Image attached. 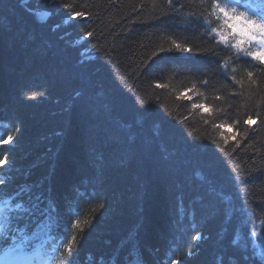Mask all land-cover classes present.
I'll return each instance as SVG.
<instances>
[{
	"label": "trees",
	"instance_id": "16d2710c",
	"mask_svg": "<svg viewBox=\"0 0 264 264\" xmlns=\"http://www.w3.org/2000/svg\"><path fill=\"white\" fill-rule=\"evenodd\" d=\"M215 2L0 0V262L47 238L51 264H264V63L219 43Z\"/></svg>",
	"mask_w": 264,
	"mask_h": 264
},
{
	"label": "snow or ice",
	"instance_id": "6c2138e0",
	"mask_svg": "<svg viewBox=\"0 0 264 264\" xmlns=\"http://www.w3.org/2000/svg\"><path fill=\"white\" fill-rule=\"evenodd\" d=\"M25 3L28 0H24ZM171 3V0H169ZM64 9L68 10L69 18L75 20L79 19H88L91 13L86 11H72L73 6L69 4L61 5ZM213 11L212 15L216 16L217 19L222 21L220 28H213L212 32L216 33L218 36L219 43L222 45H228L230 41L234 42L233 47L246 53L247 56L253 58L256 61L264 63V19H256L255 17H249L245 12L238 11L237 8H229L222 6L219 0H216L215 4L212 6ZM27 10V9H26ZM86 37H92L93 33L87 31L85 33ZM256 48L253 51V48ZM175 49L183 53H192V48L181 46L179 43L175 44ZM161 51H171V49ZM248 76L251 77L252 73H248ZM192 89L186 90L181 94V99L188 98L191 99L189 93ZM193 109H200L203 112L207 113L210 111L209 106L206 104H192ZM252 117L249 116L247 119L248 124H252ZM218 127L223 128L224 125H218ZM221 137L224 140V143L227 144L229 136L224 132H221ZM232 139H235L233 136ZM12 137H8V141H11ZM7 156H4L0 160V166L3 163L7 162ZM3 183V181H0ZM37 188H40L41 185H37ZM30 200L27 204L24 202L16 205L17 209H21L24 212L31 213L32 216L38 217V220L35 222L45 225H51L54 223L53 210H56V214L59 213L60 205L55 201L51 196L46 195L43 190H37L32 192V189H28ZM78 223V222H77ZM72 245H68L69 251H71ZM252 259L245 251H241L239 254H231L228 259V264H249V261ZM176 264V262H174Z\"/></svg>",
	"mask_w": 264,
	"mask_h": 264
},
{
	"label": "bare ground",
	"instance_id": "6f19581e",
	"mask_svg": "<svg viewBox=\"0 0 264 264\" xmlns=\"http://www.w3.org/2000/svg\"><path fill=\"white\" fill-rule=\"evenodd\" d=\"M48 15L49 14L46 11H43V12H40L39 13V17H40L41 20H46L47 17H48ZM42 17H44V18L46 17V18L45 19H42Z\"/></svg>",
	"mask_w": 264,
	"mask_h": 264
},
{
	"label": "rangeland",
	"instance_id": "374dc122",
	"mask_svg": "<svg viewBox=\"0 0 264 264\" xmlns=\"http://www.w3.org/2000/svg\"><path fill=\"white\" fill-rule=\"evenodd\" d=\"M46 18V17H45ZM44 17H42V19H45ZM19 256H21V255H19ZM18 258H20V257H18ZM25 261H27L26 259H24ZM16 261V260H15ZM14 263V262H13Z\"/></svg>",
	"mask_w": 264,
	"mask_h": 264
}]
</instances>
